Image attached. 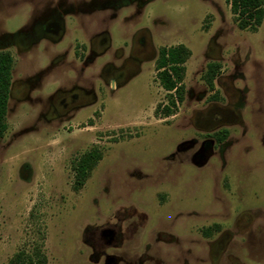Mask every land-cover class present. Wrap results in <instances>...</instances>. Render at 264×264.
<instances>
[{
  "label": "rangeland",
  "instance_id": "obj_1",
  "mask_svg": "<svg viewBox=\"0 0 264 264\" xmlns=\"http://www.w3.org/2000/svg\"><path fill=\"white\" fill-rule=\"evenodd\" d=\"M20 6L0 0V51L17 32L9 18L75 13L26 55L8 43L18 63L0 138V264L37 244L48 264H264V21L240 29L227 0ZM178 45L190 51L183 97L165 116L174 92L157 60ZM72 88L83 100L65 110ZM92 150L101 159L76 190L74 164Z\"/></svg>",
  "mask_w": 264,
  "mask_h": 264
},
{
  "label": "trees",
  "instance_id": "obj_2",
  "mask_svg": "<svg viewBox=\"0 0 264 264\" xmlns=\"http://www.w3.org/2000/svg\"><path fill=\"white\" fill-rule=\"evenodd\" d=\"M231 5V10L240 29L257 31L264 21V0H227ZM190 55V51L184 45L171 46L163 48L160 51L157 60V69L163 80L164 87L174 92L170 95L171 105L165 107V116H171L174 113L176 99L182 100L184 85L183 78L185 73V62ZM219 63L209 64L206 80L211 88L214 87V79L220 70ZM10 74L7 67V59L0 54V138L7 130L6 114L9 98ZM228 132L220 131L214 136L217 142L225 140ZM101 159V153L98 150H92L80 157L74 164L76 170L75 188L79 189L84 185L90 175V172ZM7 264H48L47 255L43 246L35 245L32 250L21 249L16 252Z\"/></svg>",
  "mask_w": 264,
  "mask_h": 264
},
{
  "label": "flooded vegetation",
  "instance_id": "obj_3",
  "mask_svg": "<svg viewBox=\"0 0 264 264\" xmlns=\"http://www.w3.org/2000/svg\"><path fill=\"white\" fill-rule=\"evenodd\" d=\"M21 0H6V7L5 10H9L10 8H16L19 7V9H22L25 6H20ZM26 8V7H25ZM2 9V8H0ZM30 9V11H29ZM29 9L27 7L26 13L31 15H34V11L38 10L31 6H29ZM33 9V11H32ZM63 9V10H62ZM70 9L71 13H75L74 6H69V8H60L58 6L53 7V9L48 10L44 16L40 17L39 19H35V16L32 18V20H28L29 17L25 18V21L23 17H19V19H22V22L17 24L18 22L15 19L9 18L8 20V26L11 29H17V32L15 33H8L5 35L4 45L2 47V51H0V54L2 53L6 59H7V67L10 74V84H9V93L11 95L12 93V87L14 83V72L16 68V64L18 63V60L16 59L15 52L10 47V44H8L12 39L17 43V45L20 47L17 49V51L23 50L21 54L26 55L30 51H32L33 48L37 47L41 40H44L45 36H49V33H59L62 31V24H61V14H65L70 11H66ZM24 10V9H23ZM66 11V12H65ZM25 13V12H24ZM8 30V28H7ZM107 40V39H106ZM103 51V50H102ZM32 53V52H31ZM101 52H99L100 54ZM55 57L57 59L53 60V64H60L63 62H66V54H55ZM35 58L37 61H40V56L36 53ZM36 61V62H37ZM126 73L119 69L116 71V73L113 75L112 80L111 79V86L112 83L115 84L114 87H116L117 80L121 81L126 77ZM42 76V72L37 73L35 75H32L27 78L24 84L26 95L28 93V90L30 91V88L33 89L36 85V82L38 78ZM32 81L35 85H32ZM62 92V91H61ZM62 97L57 101L58 105L65 110H69L70 108H75L76 106H80L81 101L83 100V96L81 93L75 92L74 89L65 90L62 92ZM25 97V96H24ZM9 100V99H8ZM55 105V104H54ZM57 107V106H54Z\"/></svg>",
  "mask_w": 264,
  "mask_h": 264
}]
</instances>
